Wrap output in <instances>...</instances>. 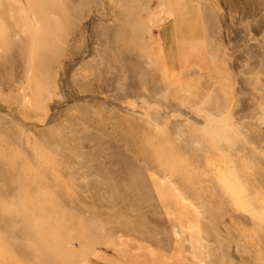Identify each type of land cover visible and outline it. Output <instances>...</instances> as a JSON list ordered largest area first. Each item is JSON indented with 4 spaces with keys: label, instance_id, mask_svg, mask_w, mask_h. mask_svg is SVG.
<instances>
[{
    "label": "rangeland",
    "instance_id": "obj_1",
    "mask_svg": "<svg viewBox=\"0 0 264 264\" xmlns=\"http://www.w3.org/2000/svg\"><path fill=\"white\" fill-rule=\"evenodd\" d=\"M41 8L0 58V264H197L177 230L264 264V0Z\"/></svg>",
    "mask_w": 264,
    "mask_h": 264
},
{
    "label": "crops",
    "instance_id": "obj_2",
    "mask_svg": "<svg viewBox=\"0 0 264 264\" xmlns=\"http://www.w3.org/2000/svg\"><path fill=\"white\" fill-rule=\"evenodd\" d=\"M43 2L44 0H0V58L7 55L6 52L8 51H16L18 44L26 45V43H32L35 33L38 34L35 35L38 37L36 39L37 41L44 40L41 36L44 31L42 28H38L49 26L48 18L45 20L43 19L44 16H47L43 13L41 8ZM174 8L175 12L173 15L175 19L184 18V14L179 9V2L175 3ZM192 13L193 11L191 10L190 15H192ZM37 23H41L40 26H38ZM46 40H49L48 35L46 36ZM189 48L188 46V51ZM186 50L185 47L184 51ZM181 220L179 221V225L177 224L178 219L177 222L175 220L176 223L174 222L173 226L179 228ZM175 233L179 237L176 245L178 254L184 255L187 260L200 264L202 261L201 256L200 258L196 257L193 251L187 249L190 245L192 247L193 240L196 241V239L193 237L187 239L185 237V231L177 230Z\"/></svg>",
    "mask_w": 264,
    "mask_h": 264
}]
</instances>
